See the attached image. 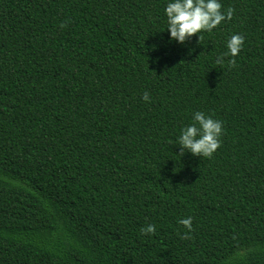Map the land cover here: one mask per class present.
I'll use <instances>...</instances> for the list:
<instances>
[{"label":"trees","instance_id":"16d2710c","mask_svg":"<svg viewBox=\"0 0 264 264\" xmlns=\"http://www.w3.org/2000/svg\"><path fill=\"white\" fill-rule=\"evenodd\" d=\"M166 3L0 0V264H264V0L182 44Z\"/></svg>","mask_w":264,"mask_h":264},{"label":"clouds","instance_id":"9594fccd","mask_svg":"<svg viewBox=\"0 0 264 264\" xmlns=\"http://www.w3.org/2000/svg\"><path fill=\"white\" fill-rule=\"evenodd\" d=\"M221 7L220 0H167L164 13L170 41L182 44L194 34L198 35L201 31L211 32L225 19H231L232 10L222 12ZM243 41L242 35H231L226 41L228 51L218 56L216 63H223L225 56L235 57ZM142 98L145 101L150 99L147 92L143 93ZM192 121L180 129L178 137L180 154L188 152L193 156L210 157L219 147L222 123L201 111L193 113ZM178 223L191 230L192 218L181 219ZM154 231L155 225L152 224L141 229L144 234H151Z\"/></svg>","mask_w":264,"mask_h":264}]
</instances>
